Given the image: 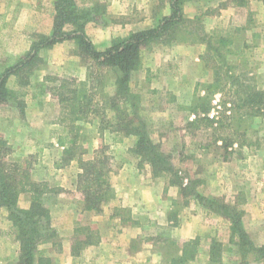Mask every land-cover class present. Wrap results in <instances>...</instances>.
Segmentation results:
<instances>
[{
    "label": "rangeland",
    "instance_id": "1",
    "mask_svg": "<svg viewBox=\"0 0 264 264\" xmlns=\"http://www.w3.org/2000/svg\"><path fill=\"white\" fill-rule=\"evenodd\" d=\"M17 1L23 2L24 0H0L1 71L9 65L7 64V61H9L7 58L13 60L14 56L21 52L27 43L31 41L32 33H43L38 32V29L43 30L46 26H51L52 28L54 13L52 15V13L47 11V7L45 9V6L42 7L43 11L40 12L41 9L39 5L43 3L41 0H30L31 5H35L39 8L35 10L33 7H30L27 12L23 13L21 19H19V8L22 7H19ZM153 1L155 6L153 7L151 3L149 13H152V23L154 24V22L163 15L165 9L166 11H169V6L164 4L165 0ZM225 1L226 0H185L182 4V10L186 17H199L205 31L230 35L233 39V51L236 52L242 50L243 52L240 57L233 54H224L227 63L232 64L235 67L234 72L236 74L246 73L247 77L252 78V82L255 85L264 89V70L261 69V66H264V42L259 38L246 42L247 35H249L248 33L251 31L249 28L255 26L253 25V16H255L254 13H256V10L255 12H253L254 10L250 11L249 7H247L248 5H246L237 6L239 7L237 8V13H232V9L220 12V10H223L226 7V5H222ZM74 3L79 9H88L97 2L94 0H74ZM53 4L54 0L49 7L53 8ZM221 13H223L225 19H228L225 20L222 19V17L219 19ZM141 14H145V12L141 11ZM135 17L137 18L138 15L135 14ZM235 17L237 21L245 19V22L243 23L244 26L238 27L235 24V21H233ZM108 19H111L109 15L104 14L100 16L97 21L93 22L98 26H104L108 23ZM88 38L90 39L89 36ZM68 41H70L73 46V42L71 40ZM177 44H187L191 46L202 45L201 50L195 49V53H198L199 55L198 59H196V55L191 54L189 51H182L179 54L183 55L175 58V56H178L179 54L176 51H169V48L176 44L171 46L151 44L141 50V67L140 69L133 71L129 78L130 89L139 98V115L146 122L149 128L150 137L160 145L161 150L167 155L174 171L183 180V184L189 183L187 180L191 182L188 185L192 188H190L188 194L184 196L179 186L169 184L171 177L170 174L162 173L159 176H156V178H159L160 182L164 183L161 195L164 201L162 207L165 205L168 210L167 222H165L158 213L151 214L148 211H143L138 214L134 213L136 218H131L132 215L129 208H111L109 206L110 201L115 200V197L105 204L101 212L87 211L83 208V200L81 198L79 200V198L71 197V195L62 193V191H60L62 188L58 183L59 181L66 179L67 181L64 183L73 184L77 162L73 167L66 166L63 167L62 170H54V168H56L54 167V163L56 162V156L59 155V152L53 148L52 142H50L49 138L57 134L54 130L57 126L51 128L52 132L50 137L47 138V140H42V143L40 144H36L34 143V140H32L30 145L26 148L21 147L15 149L17 146H15L13 150L10 148L7 158L10 161L17 162L22 168H27L31 179L42 181L47 184V187H49L50 191L42 196V202L49 210L50 225L56 235L51 241L40 247L45 250V255L51 259L52 264H61V259L57 258V254L63 251V240L70 243L68 246L70 255L76 257L87 246H97L100 243H104L108 238L117 237L120 227L124 225H130L135 228V231H137L136 236L131 238L129 244L132 250L141 249L142 242H152L154 244L153 249L160 254L162 252H171L175 247L170 242L177 245L182 244L177 240L178 237L174 226L179 224L181 216L185 214V210L191 212L194 211L195 207H199L203 210L202 213L205 215L204 218L207 221V230L203 232V236H201V238H204L203 242L210 241L211 243L214 241L215 244L219 245V247L216 245V249H218V256H216V258L219 262L210 261L208 245L203 244V255H198L201 258V263L234 264L233 262L237 260L238 256L235 250L229 245V238L227 241L224 240L226 239L227 232H225L223 224H228V222L220 215L204 207L203 204H200L192 196V192H198L203 196L218 197L226 202L234 203L239 209L244 211L243 207L245 206V203L251 197L255 198L254 195L262 189V185L260 183L257 184L254 181V178H252V175H258L257 171L259 167L252 164L251 166L253 167V165H255L257 169L255 166L254 168H251V166H248V163H243L245 156L242 154L246 149L249 151L256 149L259 152L264 153V139L262 132L264 130V115L262 116L264 110H261V115H257L253 117V119L245 122V125L243 126V129H246L245 135L239 138V141L243 142V144L245 143V148L242 151H238L237 154H233L232 151L234 148H232V146L236 144L237 139L235 140L233 138L236 142L228 147L224 146L221 140L222 138L228 140L232 136L231 129L226 128L223 125H216V122L209 125L206 121H193L195 118V111L199 112V116L205 114H201V108L205 105L209 106L210 111L212 107V99L215 94H219L220 102L224 98H227L224 96L223 92L220 94L205 91L207 84L212 78L211 69L206 68L200 59V55H202L205 50V45L188 42ZM242 44H244L243 48L241 47ZM21 56L16 57L14 61L17 62ZM77 59L79 58L77 57ZM43 60L44 64L42 65V68L35 71L31 76V82H33L32 84H29L30 86H18L15 82L14 76H10L13 77L10 80V83H8L7 80V84L10 85L15 82L18 86L17 90H10L18 93L20 99L23 100L22 96L25 93L29 94V92H32L31 89L34 88L33 85L40 79V77L45 80L48 77L76 79V76H74L77 72L75 70V65L78 63L84 68L80 63V60L75 63L72 60H67L61 67H57L56 69L58 71L55 72V65L47 63V59ZM201 65L205 68V73L202 76L200 75L201 71L199 68ZM182 77L185 78L181 79ZM112 79L113 75L109 73V76L106 79V84L101 93L112 92ZM47 83H49V85L57 84L54 80L48 81ZM35 91L39 94L42 93L38 88H36ZM174 91L181 95H187L188 91L192 92L193 98L189 102L184 103L177 99L178 97H181V95L178 96ZM41 96L42 95H39L37 106L39 109H43L45 112L44 116H48L45 117V119L49 122L55 120V124L59 119L58 124H63L61 118L64 117L65 110H62L61 107L59 110L57 105L54 106L53 102L43 100ZM97 97H99V95L96 96V98ZM7 104L9 105V108L13 106V108L20 111L14 100ZM222 108L224 107L222 106ZM23 110L21 112H23ZM191 115H194V117ZM15 116L14 121L17 118V122H23L22 116H18L16 113ZM75 125L77 128L73 129V131L78 135V143L86 149V152L83 154L84 158L91 157L95 149L102 145H107L106 153L108 154L110 163V183L113 173L116 172L117 169L119 170L122 168V165L127 161H133L134 165H137L136 167L141 174L149 173L152 175L150 166L147 163L139 164V159L130 150L134 144L133 137L120 138V136L119 138L121 140H113V137H116V135L110 133L108 130H103L102 134L99 133V120L93 115H89L88 118L82 122H75ZM243 129H240V131ZM33 136L45 139L48 135L44 133H34ZM3 138L7 141L4 135ZM229 147H231L230 150H228ZM79 150L80 148H78L76 152ZM62 157L63 153L61 158H59L61 159L59 161L60 166H64L70 162H63ZM215 168H217L216 172L224 174L227 179L226 182L214 181V178L211 177L213 172L210 170ZM61 173H65V175ZM69 175L73 177L70 178ZM76 182L77 179L74 183L75 188ZM76 191L79 195L80 192L77 188ZM185 201H187V203H185ZM27 204H29L28 193H21L18 199V206L26 208L25 205ZM1 209L0 249L7 259V264H14L18 257L19 247L11 234V224L7 219V211L4 208ZM61 210L63 211L62 214ZM245 214L244 211L242 225L250 239L252 237L257 239L258 236L264 234V221L262 224H259L258 222L250 224V219L248 218V215ZM128 217L131 218V220H127ZM116 218H119L118 220L120 222H118ZM7 223H9V226ZM217 226L220 227L215 230V227ZM87 233L91 234L92 237H97V241L93 244L86 245L81 248L77 255H73L71 253V243L74 236L82 235V239L84 240V236L87 235ZM133 233L134 230H132L130 236ZM126 234L128 235L127 232ZM197 238L198 245L196 255L200 254L198 248L202 243L200 236ZM142 252L143 255H146L147 250H142ZM205 254L208 255L207 263H204ZM192 262L193 261H190L187 264H196V262ZM74 264L84 263L80 261ZM250 264H258V262H250Z\"/></svg>",
    "mask_w": 264,
    "mask_h": 264
},
{
    "label": "trees",
    "instance_id": "2",
    "mask_svg": "<svg viewBox=\"0 0 264 264\" xmlns=\"http://www.w3.org/2000/svg\"><path fill=\"white\" fill-rule=\"evenodd\" d=\"M184 1L167 0L168 14L158 18L153 26L129 32L125 36L113 37L109 46L99 51L85 33L84 26L87 21L96 20L105 13L104 5L97 2L88 9H79L74 0H54L51 32L32 33L28 50L17 62L0 70V105L14 100L22 111L25 106L24 101L20 99L18 93L7 87L8 78L14 76L18 86H28L31 84V76L44 64L40 56L42 49L51 48L64 40L73 42L71 54L78 57L85 67V79L80 81L46 77V80L35 82L34 86L42 93L51 94L58 101L61 109L65 110L61 122L66 130L59 135L57 143L64 148L63 162L71 160L77 162L79 172L76 175V188L80 192L79 197L83 200V208L87 211L101 212L105 204L115 197L114 188L109 181L110 163L106 153L107 145L100 146L93 151L91 157L84 158L86 149L80 146L78 135L73 131L77 128L75 122H82L89 115L98 118L99 133L108 130L116 135L113 140L133 137L134 144L130 150L139 159V164L147 163L150 166L152 176L170 174L169 184L179 186L184 196L192 188L188 185L191 183L188 180L189 183L183 184V180L174 171L160 145L150 137L149 128L139 115V98L130 89L129 78L133 71L141 67L140 52L144 47L151 44L171 46L181 42L205 45L200 59L212 72L211 81L205 91L220 94L223 92L227 98L221 100L224 109L220 113V119L205 115L209 111V106L205 105L201 108V114H205L199 116V112L195 111L193 121H206L209 125L216 122V125L231 129L232 136L228 140L221 139L224 146L228 147L236 142V139L237 145L243 144L239 138L245 135L246 129H243L245 122L261 115V110H264V89L255 85L246 73L236 74L235 67L225 59L224 54L240 57L243 51H233V39L230 35L207 32L199 17H186L182 10ZM260 1L264 3V0ZM229 4L246 6L248 0H226L222 5ZM109 73L113 75V90L111 93H101ZM52 80L57 84L47 83ZM98 95L99 97L96 98ZM227 103L228 108L225 107ZM78 148L80 150L76 152ZM9 152L10 147L0 134V209H6L7 219L11 224V234L18 243L19 252L14 264H52L51 259L45 255V250L40 247L56 235L50 225L49 210L42 202V196L50 191L49 187L42 181L31 179L27 168L10 161L7 158ZM21 193L29 195V204L26 208L18 206ZM192 194L200 204L228 222L229 245L238 256L234 264H250V262L264 264V244L256 245L250 239L242 225L244 214L242 209L218 197L203 196L198 192ZM120 208L124 209V207ZM127 220L131 218L128 217ZM84 237L83 240L82 235L74 236L71 243L73 255H77L86 245L97 241V237H92L89 233ZM170 243L175 248L171 252L161 253V264H187L194 260L198 238L185 241L181 245ZM216 245L219 247L214 241L209 245L211 262H219L216 258L218 256Z\"/></svg>",
    "mask_w": 264,
    "mask_h": 264
},
{
    "label": "crops",
    "instance_id": "3",
    "mask_svg": "<svg viewBox=\"0 0 264 264\" xmlns=\"http://www.w3.org/2000/svg\"><path fill=\"white\" fill-rule=\"evenodd\" d=\"M53 0H41L40 6V12L43 11L42 7L45 6V9L47 7V11L50 13H54L53 8H50V4H52ZM89 1V0H88ZM96 2L101 3L105 7V13L109 15L111 19L107 20V24L104 26H98L93 21L96 20H89L85 23L84 29L86 34L90 37L92 42L94 43L95 47L98 50H104L107 48L110 44L111 39L114 36H125L129 32L141 30L147 27H150L153 25L152 21V13H149V8L152 6L154 7L155 3L153 0H94ZM17 4L19 7V19L23 17V13L27 12L30 7H33V9H37L39 7L35 5H31L30 0H24L23 2L17 1ZM164 4L168 5L167 0L164 1ZM249 10L256 13H254L255 16H253L254 21L253 25L249 29L251 30L249 35H247L246 42H249V40H253L255 38H259L261 41L264 42V3H262L260 0H248ZM168 8V7H167ZM237 6L228 5L221 11H226L227 9H232V13H237ZM46 11V10H45ZM142 12H145V14H141ZM151 11V10H150ZM153 12V11H152ZM168 10L163 12V15L168 14ZM154 13V12H153ZM103 14V15H104ZM135 14L138 15V17H135ZM135 18H134V17ZM225 19L223 13L219 15V19ZM228 19V18H226ZM225 19V20H226ZM224 20V21H225ZM223 21V22H224ZM235 21V24L238 27L244 26L243 23L245 22V19L238 20L233 19ZM242 24V25H239ZM237 27V28H238ZM235 28V27H234ZM51 31V26H46L43 28V30L38 29V32L43 33H49ZM102 39V41H101ZM30 41L27 43L25 48L21 50L17 55L14 56L13 60L11 58L9 61H7V64L10 65L15 63L14 59L18 56H21L26 52V50L29 47ZM244 44L241 45L243 48ZM72 44L70 41L66 40L60 43L54 44L51 48H47L45 50H41L40 53L43 57V59H47V63L51 65H55L54 71L57 72V67H61L67 60H72L74 63L78 62L79 59H77L76 56L71 54V48ZM199 47V48H198ZM202 45H185V44H176L169 48L171 52L176 51L178 54L182 51H189L191 54L196 55V59H198L199 55L196 54L195 49L201 50ZM198 52V51H197ZM195 53V54H194ZM183 54H179L178 56H175V58L180 57ZM199 62V61H198ZM72 63V64H74ZM75 70L77 80H84L85 79V67L82 68L78 63L75 65ZM204 67V66H203ZM202 65L200 68V75L202 76L205 73V68H203ZM261 69L264 70V66H261ZM183 76V75H182ZM13 77L8 78V83H10V80ZM185 77H182L181 79H184ZM202 78V77H201ZM42 77L38 81H41ZM37 81V82H38ZM13 82V81H12ZM33 82V81H32ZM31 82V84H32ZM9 89H15L17 90L18 86L13 82V84H7ZM30 86V85H29ZM34 86V85H33ZM36 88L34 86L33 89H31L32 92L25 93L22 97L25 103V107L23 112L16 110V108H13L11 106L9 108V105L2 104L0 105V134L4 135L7 139V143L10 146V148L13 150L15 146H17L15 149H19L21 147H27L30 145L32 140H34V143L40 144L42 143V140H47V138L50 137L51 134V128L57 126L54 130L57 133L56 135L59 137L61 133L65 132V127L63 124H58L55 120L49 122L45 119L44 111L43 109H39L37 106V101L39 100V95H42L41 98L43 100L51 101L53 102L54 106L57 105L60 110V105L58 101L49 93H37ZM174 93H177L174 91ZM178 96L181 94L177 93ZM189 95V96H188ZM182 97V98H181ZM181 97H178L177 99L179 101H182L184 103L189 102L193 98L192 92H187V95H181ZM55 102V103H54ZM21 112V113H20ZM15 113L18 116H22L23 122H17V118L14 121ZM59 125V126H58ZM263 132V139H264V130ZM34 133H44L48 136L45 139L36 138L33 136ZM110 134V133H109ZM262 134V133H261ZM50 137L49 140L52 142L53 148H55L59 155L56 156V162L54 163V170L59 171L62 170L63 167L69 166L73 167L76 163L75 160H71L68 164L64 166L59 165V161L61 159L62 153H63V146L59 145L57 143V136ZM233 145V144H232ZM231 147L228 148L230 150ZM233 154H237L238 151H242L245 148V143L241 145H237V147L232 146ZM245 156L243 163H248V166H251L252 164L257 165L258 168V175H252V178H254V181L258 184L260 183L262 185V189L254 195L255 198L251 197L243 207L245 211V215H248V218L250 219V224H253L254 222H258L259 224H262L264 221V153L259 152L258 150H248L246 149L244 153L242 154ZM133 160V159H131ZM251 166V168H254ZM137 166V165H136ZM133 163V161H127L124 165H122V168L119 170L117 169L116 172L113 173V176L111 178V183L115 191V200L110 201L109 206L111 208L114 207H125L129 208L131 210V218H136L135 214H138L143 211H148L149 213H158L165 222H167L168 218V210L167 207L163 206V198H162V191L164 187V183L159 181V178H156L152 176L151 174H141ZM256 167V166H255ZM216 169H211L210 171L213 172L212 176L214 178V181L218 182H226V178L223 173L216 172ZM257 169V167H256ZM75 180L76 175L79 172L78 166H76L75 169ZM64 174L65 173H61ZM254 174V173H253ZM70 176V175H69ZM73 176H70L72 178ZM75 180L73 179V184H66L64 183L67 181L66 179L59 181V185L61 186L62 193H65L67 195H71V197L79 198V195L77 194L76 188H75ZM28 205V204H27ZM25 205V207H27ZM22 207V206H21ZM24 207V206H23ZM107 209V208H106ZM190 209V208H189ZM2 212V209L0 210ZM203 210L199 207H195L194 211H184L185 214L181 216V220L179 221V224L174 226L175 232L177 233L178 242L183 243L185 241L197 238L200 236L201 239V245H199L198 252L200 254H197L192 260L193 262H196V264H202L201 258L199 256L203 255L202 245L207 244L208 248L210 245V241L203 242L204 238L203 232L207 230V221L204 218L205 215L202 213ZM63 211L61 210V214ZM163 216V217H162ZM117 220L119 218H116ZM133 219V220H134ZM122 221V220H121ZM118 222H120L118 220ZM9 223H7L8 225ZM9 226V225H8ZM220 227V226H219ZM219 227H215L216 229H219ZM223 228L225 229V232H227L226 239L229 238V225L227 223L223 224ZM132 230H134V233L130 236L132 233ZM128 233V235L126 234ZM135 228H133L130 225H124L120 227L119 234L117 237L114 238H108L105 240L104 243H100L99 245H90L87 246L81 253H79L78 256L72 257L70 255V251L68 249L69 242H66V240H63V251L57 254V258L61 259V264H74L76 262H83L84 264H161L162 261V255L155 251L153 249L154 244L152 242H142L141 243V249L147 250L146 255H143V252L141 249L139 250H132L130 247V241L131 238H134L136 236ZM140 232V231H138ZM253 242L256 245L264 244V234L261 236H258L257 239L251 238ZM210 240V238H209ZM209 252V251H208ZM199 255V256H198ZM207 257L208 255L205 254L204 263H207ZM63 258V259H62ZM7 259L3 255L1 249H0V264H7ZM192 262V263H193ZM256 263V262H255ZM261 264V263H258Z\"/></svg>",
    "mask_w": 264,
    "mask_h": 264
},
{
    "label": "built area",
    "instance_id": "4",
    "mask_svg": "<svg viewBox=\"0 0 264 264\" xmlns=\"http://www.w3.org/2000/svg\"><path fill=\"white\" fill-rule=\"evenodd\" d=\"M222 104L219 100V94H215L214 95V98L212 99V107L210 109V111L207 113V116H209L210 118H213V119H218L219 117V114L221 113V111L224 109L222 108ZM229 107V104L227 103L226 104V108ZM222 108V110H221ZM226 113L228 114L229 113V110L227 109L226 110ZM192 117H194V115H191ZM234 146L236 147V144H234Z\"/></svg>",
    "mask_w": 264,
    "mask_h": 264
}]
</instances>
